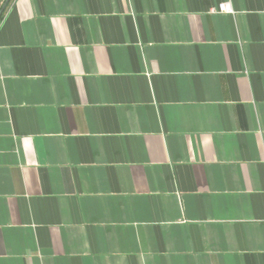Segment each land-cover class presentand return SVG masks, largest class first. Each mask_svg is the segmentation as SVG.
Instances as JSON below:
<instances>
[{
    "label": "crops",
    "instance_id": "crops-1",
    "mask_svg": "<svg viewBox=\"0 0 264 264\" xmlns=\"http://www.w3.org/2000/svg\"><path fill=\"white\" fill-rule=\"evenodd\" d=\"M0 264H264V0L7 3Z\"/></svg>",
    "mask_w": 264,
    "mask_h": 264
},
{
    "label": "built area",
    "instance_id": "built-area-1",
    "mask_svg": "<svg viewBox=\"0 0 264 264\" xmlns=\"http://www.w3.org/2000/svg\"><path fill=\"white\" fill-rule=\"evenodd\" d=\"M218 10L221 12H226V13L233 12L232 7L229 2H224V3L219 4Z\"/></svg>",
    "mask_w": 264,
    "mask_h": 264
},
{
    "label": "water",
    "instance_id": "water-1",
    "mask_svg": "<svg viewBox=\"0 0 264 264\" xmlns=\"http://www.w3.org/2000/svg\"><path fill=\"white\" fill-rule=\"evenodd\" d=\"M9 2V0H4V2L2 3L1 7H0V15L3 12L5 6L7 5V3Z\"/></svg>",
    "mask_w": 264,
    "mask_h": 264
},
{
    "label": "trees",
    "instance_id": "trees-1",
    "mask_svg": "<svg viewBox=\"0 0 264 264\" xmlns=\"http://www.w3.org/2000/svg\"><path fill=\"white\" fill-rule=\"evenodd\" d=\"M10 1H11V0H9V2H10ZM9 2H8V3H9ZM2 14H3V12H2L1 15H0V19H1V17H2Z\"/></svg>",
    "mask_w": 264,
    "mask_h": 264
}]
</instances>
